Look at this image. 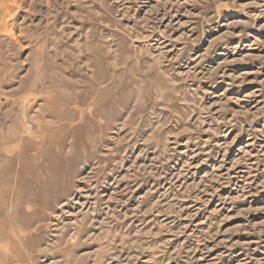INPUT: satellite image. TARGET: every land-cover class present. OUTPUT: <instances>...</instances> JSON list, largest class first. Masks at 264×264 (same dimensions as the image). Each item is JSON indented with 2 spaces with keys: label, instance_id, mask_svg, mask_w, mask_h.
I'll return each mask as SVG.
<instances>
[{
  "label": "rangeland",
  "instance_id": "obj_1",
  "mask_svg": "<svg viewBox=\"0 0 264 264\" xmlns=\"http://www.w3.org/2000/svg\"><path fill=\"white\" fill-rule=\"evenodd\" d=\"M0 18V264H264V0Z\"/></svg>",
  "mask_w": 264,
  "mask_h": 264
},
{
  "label": "bare ground",
  "instance_id": "obj_2",
  "mask_svg": "<svg viewBox=\"0 0 264 264\" xmlns=\"http://www.w3.org/2000/svg\"><path fill=\"white\" fill-rule=\"evenodd\" d=\"M12 2H13V1H12ZM14 2L16 3V1H14ZM14 2H13V3H14ZM14 13H15V12H14ZM9 15H10V13H9ZM12 15H13V13H12ZM10 16H11V15H10ZM11 18H12V17H11ZM11 18H10V19H11ZM0 19H1V18H0ZM0 21H1V20H0ZM4 25H5V24H4ZM5 27H6V26H5ZM2 31H3V29H2ZM5 31H6V30H5Z\"/></svg>",
  "mask_w": 264,
  "mask_h": 264
}]
</instances>
